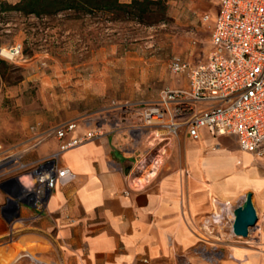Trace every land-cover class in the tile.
<instances>
[{"label":"crops","instance_id":"0c3cea01","mask_svg":"<svg viewBox=\"0 0 264 264\" xmlns=\"http://www.w3.org/2000/svg\"><path fill=\"white\" fill-rule=\"evenodd\" d=\"M78 120L77 135L102 130L63 153L74 178L41 211L21 204L13 218L0 210L3 260L32 252L52 264H217L222 244L223 264H264V156L205 127L196 138L183 128L165 139L166 131L146 127L160 148L155 171L141 181L129 166L140 139L125 134L143 127L138 117ZM57 147L55 139L39 159ZM248 193L258 221L233 252L231 240H219L221 228Z\"/></svg>","mask_w":264,"mask_h":264},{"label":"rangeland","instance_id":"374dc122","mask_svg":"<svg viewBox=\"0 0 264 264\" xmlns=\"http://www.w3.org/2000/svg\"><path fill=\"white\" fill-rule=\"evenodd\" d=\"M18 1L0 0V9ZM218 4L219 0H158L142 19L127 8L44 15L0 10V183L20 171L14 170L18 163L13 170L3 165L39 159L55 142L52 131L58 123L75 117L115 122L130 115L134 120L138 107L132 105L155 100L164 89L187 87V75L173 72L170 61L174 55L193 63L207 57ZM16 46L22 52L15 58L1 52ZM150 131L134 125L125 132L132 142L140 139L130 145L134 151L129 166L144 157L149 162L159 152L153 142L156 134ZM42 135L48 140L36 145ZM238 201H231V206ZM0 210L13 218L18 211L3 204ZM224 220L219 240H231L234 252L248 236L234 233L233 211ZM2 246L0 240V264H52L36 261L29 253L3 260ZM217 247V264H223V246Z\"/></svg>","mask_w":264,"mask_h":264},{"label":"built area","instance_id":"2783aa9c","mask_svg":"<svg viewBox=\"0 0 264 264\" xmlns=\"http://www.w3.org/2000/svg\"><path fill=\"white\" fill-rule=\"evenodd\" d=\"M216 12L207 57L193 63L174 55L170 61L173 72L187 75L188 86L164 89L157 99L132 106L138 107L137 116L143 127L166 131L164 139L183 128L196 138L205 127L214 135L236 136L242 150L263 157L264 0H219ZM11 50H15L16 55L22 52L20 46ZM78 125L79 120L75 118L54 126L52 133L58 147L50 155L32 162L15 159L3 165L13 170L14 163H18L14 170H20L0 183L3 207L17 208L24 204L41 211L57 185L74 178L70 167L61 164L63 153L102 130L99 125L77 135ZM46 140L42 135L36 145ZM147 159L144 157L135 165L146 177L155 171L157 164V159L149 162Z\"/></svg>","mask_w":264,"mask_h":264},{"label":"trees","instance_id":"16d2710c","mask_svg":"<svg viewBox=\"0 0 264 264\" xmlns=\"http://www.w3.org/2000/svg\"><path fill=\"white\" fill-rule=\"evenodd\" d=\"M158 0H132L120 2L119 0H19L13 5H3L0 10H16L26 14H54L60 11L75 9L83 12L100 10H118L127 8L129 12L142 19Z\"/></svg>","mask_w":264,"mask_h":264},{"label":"water","instance_id":"95a60500","mask_svg":"<svg viewBox=\"0 0 264 264\" xmlns=\"http://www.w3.org/2000/svg\"><path fill=\"white\" fill-rule=\"evenodd\" d=\"M233 231L236 235L247 237L250 228L258 221V214L252 200V193H248L243 203L238 205L234 211Z\"/></svg>","mask_w":264,"mask_h":264},{"label":"bare ground","instance_id":"6f19581e","mask_svg":"<svg viewBox=\"0 0 264 264\" xmlns=\"http://www.w3.org/2000/svg\"><path fill=\"white\" fill-rule=\"evenodd\" d=\"M2 54L7 56L8 58H15L16 55V51L15 50H11L10 48H3L1 50ZM30 256L35 259L36 261H40L41 258L37 257L36 255H34L32 252H30Z\"/></svg>","mask_w":264,"mask_h":264}]
</instances>
